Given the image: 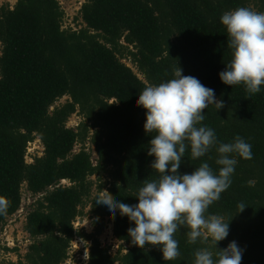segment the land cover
<instances>
[{"label":"trees","instance_id":"obj_1","mask_svg":"<svg viewBox=\"0 0 264 264\" xmlns=\"http://www.w3.org/2000/svg\"><path fill=\"white\" fill-rule=\"evenodd\" d=\"M241 6L264 11V0H84L79 30L64 28L58 0L0 6V196L9 202L0 236L21 208L24 186L37 197L26 215L27 253L18 263L0 257V264H64L77 239L90 243L88 264H193L195 250L204 246L215 254L210 240L189 244L180 227L174 235L180 256L166 261L157 247L131 243L127 230L134 224L126 216L110 218L95 203L107 190L113 199L136 204L139 187L158 178L147 155L155 133H145V110L135 102L178 66L224 101L219 111L209 105L197 126L212 128L221 143L240 136L252 146L251 159L236 156L230 187L207 209L206 215L230 222L217 247L234 240L244 249L241 264H264V86L249 94L218 75L231 59L220 16ZM75 114L81 122L72 129L67 124ZM36 139L43 156L29 164L28 145ZM77 145L82 148L75 153ZM216 158L215 146L197 159L186 147L179 171L191 173L207 162L215 173ZM93 177L100 182L96 195ZM87 204L97 225L92 234L74 228ZM107 218L121 243L114 256L99 241Z\"/></svg>","mask_w":264,"mask_h":264},{"label":"clouds","instance_id":"obj_2","mask_svg":"<svg viewBox=\"0 0 264 264\" xmlns=\"http://www.w3.org/2000/svg\"><path fill=\"white\" fill-rule=\"evenodd\" d=\"M220 23L227 32L231 59L219 72V79L231 87L242 84L249 94L259 93L264 86V11L241 6L225 11ZM135 103L145 110V133H155L149 140L147 155L154 157L150 167L158 178L146 180L139 187L136 204L113 199L107 190H100L96 205L110 218L117 213L126 216L134 224L127 230L131 243L140 248L157 247L166 261L180 256L174 235L185 227L189 244L199 241L206 245L210 240L217 249L214 254L208 246L197 248L193 264H241L244 249L236 241L223 249L217 247L229 235L230 222L219 215H206L209 206L230 187L238 163L236 156L252 158V146L244 138L236 136L232 142L221 143L212 128L197 126L205 119L204 110L209 105L219 111L224 101L196 77L182 75L178 66L171 79L146 86ZM213 146L217 172L207 162L191 173L179 171L186 147H190L192 159H197ZM8 207V200L0 196V216L7 213ZM238 207L241 211L245 208L243 204Z\"/></svg>","mask_w":264,"mask_h":264},{"label":"rangeland","instance_id":"obj_3","mask_svg":"<svg viewBox=\"0 0 264 264\" xmlns=\"http://www.w3.org/2000/svg\"><path fill=\"white\" fill-rule=\"evenodd\" d=\"M17 0H0V6L7 5L13 8ZM63 11H64V28H72L73 30H79L84 27L80 19V9L84 4V0H58ZM126 65L131 67L135 73L136 69L130 64L129 61H123ZM141 77V76H140ZM68 98H63L60 100L56 106L64 104ZM81 122V117L78 114L73 115L67 126L72 129H77ZM87 149L93 154V160H96V155L93 152L91 145L87 144ZM81 145H77L75 148V153H78L81 149ZM44 148L40 140L36 139L34 142L28 145L26 162L33 163L34 157L43 156ZM95 183V188L93 195L97 194V186L100 184L96 177L92 178ZM103 179L101 182H105ZM66 185L68 183H62ZM37 197H33L24 186L22 190V204L20 210L12 217L6 220L0 236V257L6 259L13 263H18L22 261L25 254L28 251L30 245V238L25 232L26 215L31 210L33 203L36 201ZM91 207L89 204L83 210V216H81L74 223V228L76 230H85L86 233L92 234L95 232L96 226L95 219L90 213ZM100 244L102 248H108L111 255H115L118 249L121 247L119 243L113 236V224L110 218L106 219V228L104 229L102 235L99 237ZM89 246L90 243L85 242L81 239H77L72 243L71 250L69 252L70 257L65 261L64 264H88L89 260ZM4 248H8V252L4 251ZM128 247H123L126 250ZM125 253V251H123Z\"/></svg>","mask_w":264,"mask_h":264}]
</instances>
